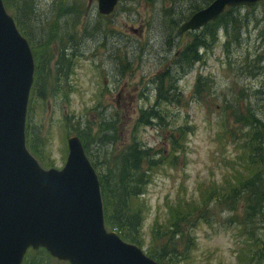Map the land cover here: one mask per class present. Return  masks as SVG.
Returning a JSON list of instances; mask_svg holds the SVG:
<instances>
[{
    "label": "rangeland",
    "instance_id": "obj_1",
    "mask_svg": "<svg viewBox=\"0 0 264 264\" xmlns=\"http://www.w3.org/2000/svg\"><path fill=\"white\" fill-rule=\"evenodd\" d=\"M163 1L168 0H120L111 15L100 16L96 0L89 6L88 0H3L8 14L29 34L37 64L28 136L55 169L66 159L65 131L68 137L76 136L98 177L116 189V156L136 141L150 148V157L168 154L169 134L186 126L185 152H177L175 165L160 166L159 161L136 189L141 192L135 197L141 210L132 235L143 243L144 253L151 247L170 264H264V171L262 175V170L258 174L252 166L247 168L243 150L237 144L223 146L217 137L225 128L222 119L230 126L234 119L239 128L256 119L264 124V0L228 10L213 25V37L206 33L208 27L182 35L176 31L172 37V22L178 17L163 13ZM185 2H175L176 14H185ZM197 34L206 36L211 48L180 77L179 95L169 88L161 98V119L139 125L140 109L148 108L146 99L156 98L149 79L175 62ZM196 76L199 94L193 91ZM103 125L115 128L114 144L106 142ZM234 168L245 185L231 177L232 183L224 185V176ZM127 182L123 187L130 185ZM213 186L224 192L211 198ZM120 194L121 188L114 195ZM227 194L231 206L225 205ZM178 200H196L199 212L177 221L185 224L168 228L169 209ZM155 229L157 239L152 237ZM32 261L44 264L38 254L28 263Z\"/></svg>",
    "mask_w": 264,
    "mask_h": 264
},
{
    "label": "water",
    "instance_id": "obj_2",
    "mask_svg": "<svg viewBox=\"0 0 264 264\" xmlns=\"http://www.w3.org/2000/svg\"><path fill=\"white\" fill-rule=\"evenodd\" d=\"M258 1L214 0L178 33ZM117 2L97 0L98 13L110 15ZM32 75L28 44L0 2V264H18L28 248H43L69 264H157L138 246L106 233L98 179L77 137L68 139L60 171L42 169L28 152L24 128Z\"/></svg>",
    "mask_w": 264,
    "mask_h": 264
},
{
    "label": "trees",
    "instance_id": "obj_3",
    "mask_svg": "<svg viewBox=\"0 0 264 264\" xmlns=\"http://www.w3.org/2000/svg\"><path fill=\"white\" fill-rule=\"evenodd\" d=\"M176 1L177 0H168L167 2L163 1L162 3L163 4L162 10L165 15L167 16L177 15L178 17L176 20H173L172 22L173 23L172 24L173 35H171L172 37H176L175 32L177 31V28L180 23L185 21L193 12L198 11L199 9L209 5L213 0H184L186 1L185 3L187 4L186 6L183 7L185 14H183L182 12L176 14V12H174L173 9H175L174 4ZM183 4H181V6ZM228 10H232V9H228ZM227 11H225L224 14L218 18V20L211 22L208 24V26H206L208 27L206 29V33H209L213 37V34L215 32V27L213 25L220 22L223 16L227 13ZM19 27L23 32V34L27 36V38L29 39V34L23 29L21 25H19ZM170 41L172 43L170 49H172L175 40L171 38ZM210 48L211 47L209 44V40H207V37L206 36L203 37V34H197L194 36L193 40L187 43L185 47H183L182 50L178 52L179 55L175 59V62L167 63L166 61H164L165 63H167L166 67L160 68L159 70L155 71L153 76L149 79L150 84L153 87V92L154 94H156L155 96L156 98L153 100V102L149 101L148 98L146 99L148 108L147 109L142 108L140 110L141 114L137 121L139 125L145 127L151 125L152 121L161 119L162 116V114L160 113L161 98L167 94L169 88L173 89L175 92L178 93L176 85L180 77L185 75V73L187 74L191 72L193 66L200 61V58L203 55V53H205L206 50H209ZM199 83H200L199 79H196L193 91L196 92L197 94L202 92V89L198 87ZM145 89L146 87H144V90ZM35 90H37V82L35 83ZM41 92L43 91L40 90V94ZM177 95H179V93ZM41 97L43 98V95ZM247 112L249 113V110H247ZM29 114H30V107H29ZM29 120L30 117L28 115V121H27L28 123H30ZM230 124L231 126L226 125L225 122L224 132L228 134L229 138L227 135L221 136V138H223L224 141L223 146L225 144L230 146L231 145L235 146L237 144L239 148L243 150L244 153L243 157L245 159L246 167L248 168L249 165L252 166L254 171L257 172L258 174H260L262 170V175H263L264 162L262 160L256 159V157L260 159H264L263 122H261V120L258 119H256L254 122H251L250 124L249 123L246 124L245 122H243V127L239 128L238 126L239 123L234 119H232ZM108 126L109 125H103L104 129L106 128L104 130V136L106 138V142L112 145L115 143L114 140L117 137V133L113 125L109 127ZM188 129L189 128L183 125L178 126L175 130H173L169 134L167 142L170 151L168 154H166L164 151L162 152L160 157L157 158H155V156L150 157L147 154V151L150 150V148L147 147L145 144H140L136 141L134 146L127 148L126 151L123 153V155L116 156V166L119 168L118 174L120 175V177L117 178L115 185L113 186V188L116 187V189H112V188L109 189V186L107 185V183H105L106 181L104 182L103 180L104 178L102 177V175H99V181H101L100 191L103 202V211L105 215L106 226L110 229H115L123 240L130 243L138 244L139 246L143 245L142 242L135 239L134 236L132 235V232L135 231V226H137L138 224L140 218V210H141V208L138 205H136V199H135L136 195H140L141 192L139 190L136 191V189H139L143 184L144 179L147 177L146 173H148L149 176L150 173H153L152 172L153 167H155L156 164H159L160 163L159 161H162L160 166L169 162L170 165L173 166L175 165L178 156L177 152L178 153L185 152V147H186L185 138L189 133ZM108 131L111 132L107 133ZM27 138H28V145L34 152L35 149L30 140V137L28 136V132H27ZM238 159H240L239 155H237V160ZM258 164H261V169L258 168ZM230 172L231 175L224 176L223 178L224 185H230L234 179H237L238 185H245L243 180L241 179L238 180L240 176L236 175L235 168ZM229 177H231L232 181L228 179ZM126 182L130 185L129 186L125 185V187H123V185ZM251 182L252 184H254L256 181H251ZM119 188H121L122 194L114 195L116 194V191ZM223 192L224 191L219 189L218 186H213L210 187L209 195L211 198H215V197H219L220 194ZM206 195H208V193ZM182 201L183 200H178L175 206L170 207L167 216V221L170 224V226H167L168 228L175 229L181 226L182 224H185L186 222L178 223L177 221L179 219L190 220L191 217H193L196 213L199 212L197 208L196 200H191L190 202H184V201L182 202ZM232 203H233L232 198L229 196V194H227L225 198V205L231 206ZM116 227H118L119 229H117ZM157 232L158 229H155L154 233H152L153 238H156L155 234ZM166 232L165 234H167ZM246 235L248 234L246 233ZM163 237L168 238L167 235H163ZM249 241L253 244L251 237ZM35 254L41 256V261L44 264H50L49 258L51 257L43 249L38 250L36 252H31L29 256L26 258L24 264H29L28 261L30 257H33ZM148 255L151 258L157 260L161 264H170L169 262L164 261L159 256L155 255L151 247L148 249ZM44 257H46L45 260L43 259ZM31 264H35V263L32 261Z\"/></svg>",
    "mask_w": 264,
    "mask_h": 264
}]
</instances>
